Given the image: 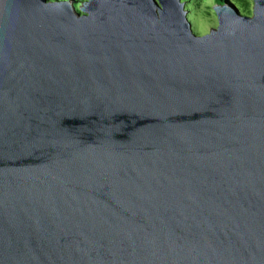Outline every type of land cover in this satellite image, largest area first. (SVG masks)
Segmentation results:
<instances>
[{"label": "water", "instance_id": "obj_1", "mask_svg": "<svg viewBox=\"0 0 264 264\" xmlns=\"http://www.w3.org/2000/svg\"><path fill=\"white\" fill-rule=\"evenodd\" d=\"M0 0V264H264V0Z\"/></svg>", "mask_w": 264, "mask_h": 264}, {"label": "rangeland", "instance_id": "obj_2", "mask_svg": "<svg viewBox=\"0 0 264 264\" xmlns=\"http://www.w3.org/2000/svg\"><path fill=\"white\" fill-rule=\"evenodd\" d=\"M84 0H74L73 6L79 11V6ZM187 11V18L191 23L192 31L196 34H205L210 28L217 26V17L213 6L215 0H180ZM232 3L243 15H251L253 0H224ZM221 3V2H220ZM80 12V11H79Z\"/></svg>", "mask_w": 264, "mask_h": 264}, {"label": "trees", "instance_id": "obj_3", "mask_svg": "<svg viewBox=\"0 0 264 264\" xmlns=\"http://www.w3.org/2000/svg\"><path fill=\"white\" fill-rule=\"evenodd\" d=\"M217 3L223 2L224 0H215Z\"/></svg>", "mask_w": 264, "mask_h": 264}]
</instances>
